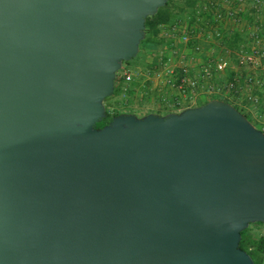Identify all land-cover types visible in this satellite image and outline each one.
<instances>
[{
  "label": "water",
  "instance_id": "1",
  "mask_svg": "<svg viewBox=\"0 0 264 264\" xmlns=\"http://www.w3.org/2000/svg\"><path fill=\"white\" fill-rule=\"evenodd\" d=\"M167 0H0V264H252L264 136L228 103L118 115Z\"/></svg>",
  "mask_w": 264,
  "mask_h": 264
},
{
  "label": "rangeland",
  "instance_id": "2",
  "mask_svg": "<svg viewBox=\"0 0 264 264\" xmlns=\"http://www.w3.org/2000/svg\"><path fill=\"white\" fill-rule=\"evenodd\" d=\"M212 5L232 10L233 19L214 23ZM158 13L166 17V22L157 26V35L151 40H143V34L136 56L121 64L113 81L115 92L103 101L105 116H165L218 98L251 120L252 107L246 103V84L243 83L246 69L233 67L237 71L223 72L218 81L225 82L231 76L239 80L237 92L223 96L202 95L198 86L196 90L186 88L185 92H180L178 71L185 69V78L195 80L199 66L206 61L220 60L229 67L234 65L235 52L245 44L247 35L254 31L264 33V0H260L258 11H252L249 0H194L192 5L191 0H169ZM247 15L251 16L249 20ZM182 36H186L188 42L184 43ZM196 47L198 50L194 49ZM126 70L133 71V78L122 82L120 77ZM257 94L264 96V90ZM240 239L242 251L252 253V264H264V250L253 254L264 239V224H249Z\"/></svg>",
  "mask_w": 264,
  "mask_h": 264
},
{
  "label": "built area",
  "instance_id": "3",
  "mask_svg": "<svg viewBox=\"0 0 264 264\" xmlns=\"http://www.w3.org/2000/svg\"><path fill=\"white\" fill-rule=\"evenodd\" d=\"M252 11H258L260 0H249ZM213 8L212 21L217 24L224 23L233 19L234 12L230 9ZM247 18H251L247 15ZM184 43L188 42L186 36L181 37ZM198 50V47L194 48ZM236 69H246V78H243V83L246 84V103L252 107V115L249 111L247 119L249 123L264 136V96L257 93H262L264 90V33L254 31L247 35L245 44L238 48L235 52L234 65H229L220 60H209L201 64L198 68L196 79H186V70L180 68L179 86L180 92H185L186 88L197 89L202 95L223 96L225 94L236 93L239 80L235 76H231L225 82L218 81L223 72L228 71L230 74ZM132 70H126L122 73L120 80L128 82L132 80ZM198 86V87H197ZM220 101V99H217ZM222 102V101H221ZM248 118V117H247ZM256 124V125H254Z\"/></svg>",
  "mask_w": 264,
  "mask_h": 264
},
{
  "label": "trees",
  "instance_id": "4",
  "mask_svg": "<svg viewBox=\"0 0 264 264\" xmlns=\"http://www.w3.org/2000/svg\"><path fill=\"white\" fill-rule=\"evenodd\" d=\"M169 0H167V2L165 4L168 3ZM194 3V0H191V5ZM158 10L156 11V13L151 16V17H147L144 20V28H143V34L145 37H143V40H151L152 38H154L157 35L158 29L157 26L163 25L166 22V17H164L163 15H160L158 13ZM122 63H126V62H122ZM121 63V64H122ZM115 92V90L113 89L112 94ZM207 101L203 102L202 104L206 103ZM227 103V102H224ZM236 109V108H234ZM112 117H108L107 115L104 117V119H102L101 121H99L98 123L95 124V128H100L103 125L107 124ZM259 224V223H258ZM242 232L240 233L241 236ZM238 247L243 250L242 245H241V239L238 243ZM264 250V239H261L259 242V246L258 248L256 247V250L254 251V255H257L259 253V251ZM248 256L251 258V254L247 252Z\"/></svg>",
  "mask_w": 264,
  "mask_h": 264
},
{
  "label": "crops",
  "instance_id": "5",
  "mask_svg": "<svg viewBox=\"0 0 264 264\" xmlns=\"http://www.w3.org/2000/svg\"><path fill=\"white\" fill-rule=\"evenodd\" d=\"M216 100L218 99V98H215ZM213 100H214V98H213ZM246 119H248V118H246Z\"/></svg>",
  "mask_w": 264,
  "mask_h": 264
}]
</instances>
